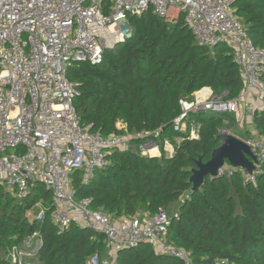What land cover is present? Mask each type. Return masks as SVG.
<instances>
[{
	"label": "trees",
	"instance_id": "trees-1",
	"mask_svg": "<svg viewBox=\"0 0 264 264\" xmlns=\"http://www.w3.org/2000/svg\"><path fill=\"white\" fill-rule=\"evenodd\" d=\"M235 15L253 43L264 48V0L237 1ZM128 21L131 36L105 48L101 63L69 66L68 77L79 89L74 103L81 123L90 125L91 131L150 133L162 155L113 149L109 164L98 168L88 182L83 181L81 171L72 175L75 198L89 199L91 209L113 217L154 214L160 208L177 212L178 217L172 215L168 238L174 247L191 254L192 264H264V164L255 182L241 171L207 176L197 191H192L189 182L194 160L211 158L221 144L218 135L223 122L236 126L235 115L201 111L187 116L186 133L173 128L182 114L181 100L197 90L229 92L231 99L243 93L245 83L232 48L199 44L183 17L171 23L147 11L129 16ZM252 118L255 130L263 136L264 110H254ZM193 122L200 128L191 139ZM180 135L183 140L174 143V153L167 155L165 139L175 142ZM142 141L136 137L132 143L139 146ZM42 198L51 201L52 192L41 183L27 197H15L0 186V264H17L8 259L11 248L25 247L34 233L42 240L32 258L39 264H88L95 253L103 258L109 255L99 232L76 222L60 231L49 212L44 220L29 215ZM115 264L185 263L142 243L118 251Z\"/></svg>",
	"mask_w": 264,
	"mask_h": 264
},
{
	"label": "built area",
	"instance_id": "built-area-1",
	"mask_svg": "<svg viewBox=\"0 0 264 264\" xmlns=\"http://www.w3.org/2000/svg\"><path fill=\"white\" fill-rule=\"evenodd\" d=\"M237 1L0 0V186L15 197H27L41 183L52 192V200L42 198L35 203V219L44 220L49 212L60 231L76 222L102 234L109 255L103 258L95 253L88 264H115L118 251L142 243L177 256L185 264H192V259L168 238L172 215L178 217L177 212L170 214L160 208L154 214L113 217L91 209L89 199L75 198L72 175L81 171L83 181L88 182L98 168L109 164L111 150L132 148L155 156L160 147L150 133L104 135L83 125L74 103L79 89L68 77L69 66L84 61L101 63L105 48L131 36V15L152 11L171 23L183 17L199 44L232 48L245 89L232 99L229 92L197 90L191 98L181 100L182 114L174 120V130L183 132L188 127L187 116L201 111L232 113L236 124L243 125L241 109L264 110V48L253 43L235 15ZM197 136L190 127L189 137ZM136 137L143 140L139 146L132 143ZM240 138L249 145L256 169L250 174L223 166L218 176L245 171V178L255 182L264 164V135L253 131ZM164 148L171 155L175 151L168 141ZM36 238L34 233L25 247L13 246L8 259L39 264L32 259L42 243L39 238L35 242Z\"/></svg>",
	"mask_w": 264,
	"mask_h": 264
},
{
	"label": "water",
	"instance_id": "water-1",
	"mask_svg": "<svg viewBox=\"0 0 264 264\" xmlns=\"http://www.w3.org/2000/svg\"><path fill=\"white\" fill-rule=\"evenodd\" d=\"M218 138L221 140V144L213 150L208 161H203L202 158L194 160L195 167L192 168L189 179L192 184V191L200 189L207 176L217 177L219 170L226 162L230 163V166L245 170L250 174L256 169L255 164L250 159V157L253 159L255 157L246 141L229 132L220 133Z\"/></svg>",
	"mask_w": 264,
	"mask_h": 264
},
{
	"label": "rangeland",
	"instance_id": "rangeland-1",
	"mask_svg": "<svg viewBox=\"0 0 264 264\" xmlns=\"http://www.w3.org/2000/svg\"><path fill=\"white\" fill-rule=\"evenodd\" d=\"M188 98H191V96H187L184 99H188ZM249 109L247 107H245L243 110L241 109V111H243V125L238 126L236 124V126H235L234 124L228 123V121H224L223 125H222L223 127L220 130V133L229 132L230 134L236 135L238 137L241 136L242 138H247L248 137L247 131H249V132L256 131L255 128H254L253 118H252V113L253 112L250 111ZM119 124H121V123H119ZM191 127H192V130H194L195 134L197 135L198 128H200V124H197L195 122V124L193 126H191ZM183 128L185 130L182 133H186L189 130L187 125H185V127H183ZM182 140L183 139H180V141H177V139H175V142H171V139L167 138V139H165V142L168 141V142H170L171 146L175 147L174 143H178L179 144ZM164 150H165V148H164ZM155 152H157V151H155ZM166 154L167 155L168 154L171 155L169 152H167ZM224 168L229 170L230 169V163L226 162L225 165H224ZM241 172H242V174H244L245 171L244 172L241 171ZM36 212H37V209L34 208L33 211L29 212V215L35 216ZM31 218H33V217H31Z\"/></svg>",
	"mask_w": 264,
	"mask_h": 264
},
{
	"label": "crops",
	"instance_id": "crops-1",
	"mask_svg": "<svg viewBox=\"0 0 264 264\" xmlns=\"http://www.w3.org/2000/svg\"><path fill=\"white\" fill-rule=\"evenodd\" d=\"M262 104V103H261ZM260 104V105H261ZM175 139H177V141H180V139H183V136H177V138H175ZM172 142V141H171ZM176 144H178V143H176ZM155 151H157V152H154V154H155V156H161L162 155V153H161V149L159 148V149H157V150H155ZM165 152H166V150H165ZM167 153V152H166ZM169 155V154H168Z\"/></svg>",
	"mask_w": 264,
	"mask_h": 264
},
{
	"label": "bare ground",
	"instance_id": "bare-ground-1",
	"mask_svg": "<svg viewBox=\"0 0 264 264\" xmlns=\"http://www.w3.org/2000/svg\"><path fill=\"white\" fill-rule=\"evenodd\" d=\"M155 152V151H154Z\"/></svg>",
	"mask_w": 264,
	"mask_h": 264
}]
</instances>
